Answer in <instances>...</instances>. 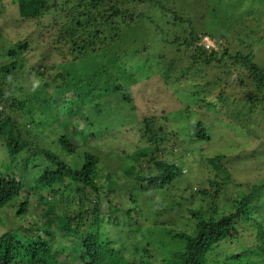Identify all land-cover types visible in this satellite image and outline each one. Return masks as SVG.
Returning <instances> with one entry per match:
<instances>
[{"label": "trees", "instance_id": "trees-1", "mask_svg": "<svg viewBox=\"0 0 264 264\" xmlns=\"http://www.w3.org/2000/svg\"><path fill=\"white\" fill-rule=\"evenodd\" d=\"M11 1L23 19L48 16L58 29L54 47L60 54H64L62 51L66 49L73 55V60L60 62L58 69L62 65L67 66L64 71L59 70L51 75V79L44 83L46 89L34 94L18 78L21 76L18 70L19 56L28 47L26 41L11 43L7 50L9 62L0 64V162L5 165L8 159L12 161L9 168L0 165V224H4L1 214L10 208L14 213L12 220H17L14 226L0 234V264H66L59 255L69 259L71 244L57 237L59 228L78 239L72 240L74 254L70 264H229L235 261L238 264H264V220L254 213L256 207L252 205L257 184L247 187V191L242 190L239 197L232 198L229 209L216 206L220 192L226 188L229 179L228 176L220 177L217 174L206 181L213 189L186 186L184 192L188 191V196H178L182 201H176L174 195H169L168 186L185 176L179 162L181 159L174 153V144L177 143L179 147L184 141L164 135L168 133L164 126L156 124L157 114L139 120L132 97L124 91L119 76L114 78L112 90L107 81L108 86L103 87L99 97L112 94V91L118 92L122 106L111 110L110 103L102 102L97 97L94 101L92 99V110L89 111L90 115L97 114L96 117L87 116L101 131V120L114 111L113 114L119 120L117 126L136 122L138 136L144 143L134 155L126 151L122 155L125 161L130 156L132 158L131 163L126 162L131 174L125 173L121 179L110 173L105 175L116 183L114 187L100 181V170L103 168L101 152H94L95 148L89 144L90 138L75 145L69 137L71 133L64 127H61L64 131L56 138L50 139L47 131H55L54 123L61 125L62 117L71 120L79 115L81 109L78 108L83 106L78 99L75 98L74 102L69 99L76 95L71 90L70 79H73L77 67L86 73L95 71L98 62L97 65L90 62L91 55L102 56L107 61V70L111 69L109 63L112 64L114 60L111 51L121 48V43L138 46L133 51L141 58L147 54L154 55L152 50L156 48L170 52L171 56L167 57L163 53L159 56L166 65L163 73H168L178 61H186L189 65L185 70L193 71L192 75L198 79L191 93L192 96H198L199 104L196 106L208 108L215 106L213 100L219 99L221 94H217L215 99L211 98L204 87L210 82L217 83L223 79L225 82L232 72V79L239 80L245 89L254 87L258 93L264 92V63L259 61L256 54L261 41L250 36L245 27H238L239 20H232L226 15L221 17L222 28L216 33L209 32L208 25L201 29L198 26L206 16L201 15L200 21L195 23L183 9L186 5L181 2L173 4L174 0ZM7 9L6 2L0 0V17ZM216 23L219 24V21ZM138 24L145 26V35L140 40L132 32ZM206 35L211 39L225 37L230 45L223 47L222 54L218 55L219 50L201 43ZM242 45L244 47L240 49ZM140 49L143 53L139 52ZM127 56L130 57L129 54ZM226 57L231 59L232 69L217 71V66L221 68L225 64ZM119 58L124 66L125 51L121 52ZM148 58H142V62L131 67H123L122 74L131 80V84H134L132 80L137 79L134 78L135 74L139 77L150 67L155 68ZM121 67L118 68L121 70ZM37 72L42 74L39 70ZM67 77L68 80L65 79ZM58 78L63 79V83L57 84ZM200 79L205 84L199 88ZM52 85L53 90L50 91L47 87ZM259 99H256V103L261 102ZM192 133L195 141L207 142L212 139L200 121L192 125ZM36 156L42 160L35 161L32 166L36 173L31 177V184L19 176L6 174L10 169L15 170V173L20 170L25 172L28 163L34 161L30 158ZM221 158L224 159V156H216L218 160ZM155 176L158 182L144 185ZM115 190L122 193L123 205L118 201L113 202ZM196 193L200 196L198 206L188 208V222L178 227V223L168 218L167 214L176 206L193 203ZM32 199L36 205L42 206L41 214H44L46 221L40 222V217L24 221L29 205L31 211ZM57 201L71 205H64L57 210L65 219L61 227L53 226L51 220L46 218V215L54 214V202ZM105 206L130 217L126 223L128 228L120 230V235L110 237L104 231L102 213ZM246 226H250V229ZM150 228L159 233L161 239L158 238V245L152 240L153 236H148ZM128 231L134 235L140 234L139 238L129 242V246L124 242L131 238L132 234L129 235ZM165 242L168 243L167 248ZM231 244L235 245L233 249H225L230 252L219 250L221 246L231 247Z\"/></svg>", "mask_w": 264, "mask_h": 264}, {"label": "rangeland", "instance_id": "rangeland-1", "mask_svg": "<svg viewBox=\"0 0 264 264\" xmlns=\"http://www.w3.org/2000/svg\"><path fill=\"white\" fill-rule=\"evenodd\" d=\"M4 1L8 9L0 17V64L9 62L10 59L7 55V50L11 43L19 40L26 41L28 47L24 49L19 56L20 68L18 70L21 76L18 78L25 88H28L29 91L31 90L33 94L39 91L43 92L46 89L44 88V83H46L48 79H51V75H54L55 72L58 73L59 70L64 71L67 67L62 65L58 69V64L60 62L66 63L71 61V59L73 60V55L69 54L66 49L62 51L64 54H60L57 48L54 47L58 29L53 25L48 16L42 19H23L20 17L16 5H14L11 0ZM180 2L186 5L184 6L185 8H182L191 15L195 23L200 21L201 15H205L206 18L203 19L205 22L202 20L200 23L201 25L198 27L202 29V26L208 25V31L212 34L216 33L218 29L221 30V17L224 15L228 18H232V20H239L240 25H237L238 27H245V31H247L250 36L261 41V43L259 42L261 45L257 48L256 54L259 56V61L264 63V0H174L173 4H180ZM138 10H141V8L138 7ZM216 21H219V24H217ZM226 22L229 23L228 20H226ZM216 27L218 28L216 29ZM232 28L236 30L234 26ZM144 30L145 26L143 24H138L132 32L137 35L140 40V37L145 35ZM243 38L245 37H242V39ZM236 39H238V37ZM245 39L249 41L247 38ZM201 43L205 46L209 44L210 47L213 46L216 50H219L218 55L222 54L223 47H228L230 45V42L225 40V37H215L211 39L208 35L203 37ZM234 43L237 45V40H235ZM120 47L121 48L118 49L114 48L111 51V58L114 59L113 61L109 59L112 63H109L111 69L105 70L107 61L105 59L103 60L100 55L90 56V62H98V65L96 63L97 66L95 71L92 73H86L85 70L83 71L81 68L77 67V74L73 73V79H70V83L71 90H73L78 97L75 95L74 97H69V99L72 102H74L75 98L78 99L83 108L79 106L78 110H81L77 118H71L70 120V118L62 117L60 120L61 125L59 123H54L55 131L51 132L47 130L50 139L58 137V134L64 131L61 127H64L72 134H69V137L75 145H78L80 142L83 143L90 138L89 144L91 147L95 148L93 149L94 152H101V165L103 168L100 170V181L108 184L111 188L114 187L116 183L105 175L110 173L115 175L118 179H121L122 176H125V173L131 174V172H128L126 162L128 161L131 163L132 158H130V155H134L136 151L139 150L137 148L144 144L140 141L138 136L137 127L135 125L136 122L117 126L119 120L116 118L117 116L113 114V111L105 118L108 121H105V119L101 120V128L103 129L99 131L87 117H96L97 115L89 114V111L92 110V99L94 101L101 95V90H104L103 87L108 86V82H110L109 89L112 90V83L114 84L115 81L114 78L119 76L121 78L119 81L122 83L124 91H127L132 97L135 105L136 117L141 120L143 117L157 114L158 122H156V124L164 126V130L168 133L164 135H171L174 138H180V140L184 141L179 147H177V143L174 144L176 149L174 153L181 159L179 162L182 165V173L185 176L181 181H176L168 186L170 196L174 195L175 200L181 202L182 200H180L178 196H188V191H186V193L184 192V190H187L184 189L187 188L186 186H191V188H198L199 186L211 187L209 183H206L207 178L213 179L215 174L220 177L228 176L229 179L226 181V188L222 189V192H220V198L217 200L216 206L220 209H229L232 198L235 199L239 197V193H241L242 190L247 191V187L257 184L252 205L256 207V212L254 213L264 220V109L260 111V108L264 107V92L260 94L254 87H250V90L245 89L244 85H241L239 80L232 79L234 75L232 72L231 75L226 78L229 85L226 81L224 82L223 79L217 81V83L210 82L204 87L208 90L211 98L215 99L219 93L221 97L216 101L213 100L215 106L199 108V106H196L199 104L197 101L198 96L195 97L191 95L192 89L195 88V80L198 81V79H196V76L192 75L194 73L193 71L185 70L189 65L186 61H178L168 73L164 74L163 72L166 69V65L163 64L162 58L160 57L163 54H166L167 57L171 56V53L162 52L159 48L153 49L152 52L154 55L147 54L142 58L149 57L148 61L152 62L155 68L150 67L148 71L142 72L139 77L135 74L134 78H137V81L132 80L134 84H131V80H128L125 75L123 76L122 74L123 67L128 68L131 67V65L133 66L136 63H140L142 62V58L136 56L133 51L134 47L136 50L138 46L121 43ZM243 47L244 45H242L240 49H243ZM122 51H125L124 60L126 63L124 66L122 65L121 58H119ZM232 51H234V49H232ZM139 52L143 53L141 49ZM127 54H129L130 57H128ZM150 59L152 61H150ZM230 60V58L227 59L226 57L225 64L222 65L221 68L217 66V71L231 70ZM118 67H121V70ZM38 70L42 74L38 73ZM65 79L68 80L69 78L67 77ZM63 81V79L58 78L56 83L61 84ZM204 84V80L200 79L199 88ZM53 86L54 85L47 88L52 91ZM112 92V94H105L102 98L99 97V100L110 103V106H112L111 110H114L122 106V101L119 95L120 93L115 91ZM259 97L261 102L258 101V103H256V99L258 100ZM249 109H251V111H249ZM197 121L202 122L203 126L210 132L212 137L210 141H195V137L192 133V125ZM56 146L60 148L59 145ZM124 151L130 154L127 161H125V158L122 156L125 153ZM217 155L224 156V159H216ZM30 159L34 161L28 163L29 167L25 172H21L20 170L18 173H15V170L10 169L6 174L19 176L23 181L31 184V177L36 173V170L32 169V166L35 161H40L42 158L36 156ZM10 163H12V161L8 159L5 165L4 162H0V165L9 168V165L11 166ZM156 181L157 178L155 176L149 179L147 183H144V185ZM259 185H262V187ZM121 194L120 191L115 190L112 194L114 198L111 195L112 199H114L113 202L118 201L123 205L124 199L121 197ZM196 195L197 197L193 203H185L176 206L167 214L168 218H173L178 223V227H182L184 223L186 224V222H188L186 220V213L188 212L189 214L188 208L198 206L200 196L198 193H196ZM64 205H67V203L60 201L54 202L55 211H52L54 214L51 215L46 213L49 214L46 215V218L51 220L53 226L59 225L61 227L65 223L64 216L57 211L62 206L64 207ZM142 205L144 206L143 201ZM108 207L109 206H105L104 213H102L103 224L105 225L104 231L108 233L110 237L117 234L120 235V230H126V228H128L126 223L130 217L126 215L123 216L122 213L115 212L113 209H108ZM41 208L42 206H39V204L36 205L32 199L31 211L29 205V212L26 214L24 221L36 220L38 217H40V222L46 221L44 214H41V212H43ZM13 215L12 208L1 214L4 224H0V234L5 231L6 228L15 225L17 220H12ZM246 227L250 229V226ZM188 229L190 230V228ZM58 230L57 237L59 239L61 238L66 244H71V250L68 256L71 258L74 254L72 240L77 241L78 239L65 229L59 228ZM149 230L151 232H148V236H153L152 240L158 245L159 233L151 228ZM128 232L129 235L132 234V232ZM139 236V233L135 235L132 234L131 238H127L124 242L129 246V242H132L133 238H139ZM165 240L167 241V238ZM167 244L168 243L165 242V248H167ZM239 244H241V242ZM231 245V247L229 245H223L219 250H221V252H230L225 249H233L235 245ZM119 248L122 249L121 247ZM59 257L63 259V262H66V264H70V258H65L63 255H59ZM229 264L238 263L235 261Z\"/></svg>", "mask_w": 264, "mask_h": 264}, {"label": "built area", "instance_id": "built-area-1", "mask_svg": "<svg viewBox=\"0 0 264 264\" xmlns=\"http://www.w3.org/2000/svg\"><path fill=\"white\" fill-rule=\"evenodd\" d=\"M206 41H208V40H206ZM206 44H207V43H206ZM206 47H209V44H207Z\"/></svg>", "mask_w": 264, "mask_h": 264}]
</instances>
